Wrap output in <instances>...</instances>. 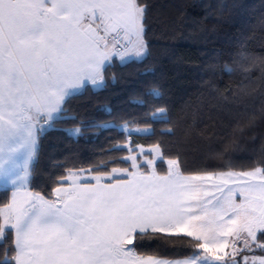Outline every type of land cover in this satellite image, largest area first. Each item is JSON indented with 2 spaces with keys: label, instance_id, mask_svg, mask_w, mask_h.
Instances as JSON below:
<instances>
[{
  "label": "snow or ice",
  "instance_id": "6c2138e0",
  "mask_svg": "<svg viewBox=\"0 0 264 264\" xmlns=\"http://www.w3.org/2000/svg\"><path fill=\"white\" fill-rule=\"evenodd\" d=\"M145 12L138 0H0V178L12 185L0 241L11 237L14 252L0 264H264L253 254L264 252V167L185 175L169 159L165 175L112 168L94 184L69 171L55 199L29 187L39 135L66 98L102 87L113 56L146 52ZM126 159L138 168L136 156ZM225 188V198L209 190ZM149 234L195 243L169 260L137 251Z\"/></svg>",
  "mask_w": 264,
  "mask_h": 264
},
{
  "label": "trees",
  "instance_id": "16d2710c",
  "mask_svg": "<svg viewBox=\"0 0 264 264\" xmlns=\"http://www.w3.org/2000/svg\"><path fill=\"white\" fill-rule=\"evenodd\" d=\"M138 2L146 6L145 55L112 59L102 87L86 85L65 100L39 135L32 191L53 199L69 171H131L126 157L137 146H160L153 166L160 175L169 159L185 175L264 167V0ZM159 108L165 113L153 115ZM9 198L0 190V207ZM194 243L161 234L134 241L138 252L165 259L190 255ZM12 248L11 237L0 241V260Z\"/></svg>",
  "mask_w": 264,
  "mask_h": 264
},
{
  "label": "rangeland",
  "instance_id": "374dc122",
  "mask_svg": "<svg viewBox=\"0 0 264 264\" xmlns=\"http://www.w3.org/2000/svg\"><path fill=\"white\" fill-rule=\"evenodd\" d=\"M145 43V42H144ZM145 55V53H144ZM143 55V56H144ZM142 56V57H143ZM142 57H137L135 56L134 54H129L128 56H126L123 60H121L120 58L118 59V62H126V61H129L132 59H140ZM148 154L149 157L146 155ZM129 155H134L136 156V161L137 159L140 160L139 162L137 161V165L139 166L140 164L144 163L148 166V170L151 172L153 170V166H154V162L157 160V159H160V153L158 150L156 151H153V148H146V147H142V146H137L136 147V151L135 153H131ZM128 155V156H129ZM151 160L153 161V164L152 165H149L148 161ZM131 162V166H132V161L129 160ZM165 161H168V160H164ZM166 164V163H165ZM169 165V164H168ZM112 170V169H111ZM111 170L108 171V172H105V173H111ZM139 171V168L137 169H133L131 171ZM74 173H78L79 177L81 178H84L85 180H91L93 179V177L95 175H98V174H102V173H97V172H90V171H81V170H78V171H73ZM219 173H223V172H219ZM219 173H214V174H219ZM122 175H126V174H117V177L118 178L119 176H122ZM104 179H109L111 180V178L109 177H105ZM228 187H232L231 184L228 185ZM213 195H216L218 194V197H221V198H225L228 196V191H227V188H225V191L224 192H220V191H216L215 189H209ZM222 194V195H221ZM227 195V196H224Z\"/></svg>",
  "mask_w": 264,
  "mask_h": 264
},
{
  "label": "crops",
  "instance_id": "0c3cea01",
  "mask_svg": "<svg viewBox=\"0 0 264 264\" xmlns=\"http://www.w3.org/2000/svg\"><path fill=\"white\" fill-rule=\"evenodd\" d=\"M120 57H118V56H113L112 58H111V60L112 59H119ZM132 59V58H131ZM110 60V61H111ZM110 61H108V62H106V64H105V66L107 65V64H109L110 63ZM86 85H90V86H92L91 84H86ZM92 87H94V86H92ZM94 88H98V87H94ZM83 88H81V89H79V90H75L74 92H73V94H75V93H77V92H79L80 90H82ZM72 94V95H73ZM71 96V95H70ZM68 98V97H67ZM66 98V99H67ZM57 116H58V114H57ZM129 132H132V133H134V134H137V133H139L140 131H137V128H133V129H131ZM165 163H166V166H167V172H168V170H169V165H168V161H165ZM73 172V171H72ZM167 174V173H166ZM165 175V174H164ZM127 178V177H126ZM80 182L81 183H95V180L94 179H91V180H85L84 178H81L80 177ZM102 182H104V183H110V182H112V180H109V179H103V181ZM71 183V181H67L66 182V185L65 186H67V184H70ZM4 189H9L10 190V198H11V191H12V185L10 184V183H6L2 178H0V190H4ZM222 195V194H221ZM215 196H217L218 197V194H216ZM224 196H227V195H225L224 194ZM10 198H9V201H10ZM53 199H55V194H54V198ZM236 199H237V201H239V195L237 194L236 195ZM254 255H257V256H261V255H264V253L262 254V253H260L259 251H256L255 253H253ZM249 255H251V254H249ZM180 259H183V258H180ZM169 260H178V259H169Z\"/></svg>",
  "mask_w": 264,
  "mask_h": 264
},
{
  "label": "built area",
  "instance_id": "2783aa9c",
  "mask_svg": "<svg viewBox=\"0 0 264 264\" xmlns=\"http://www.w3.org/2000/svg\"><path fill=\"white\" fill-rule=\"evenodd\" d=\"M48 128H49V127L46 125V126H45V129L47 130Z\"/></svg>",
  "mask_w": 264,
  "mask_h": 264
}]
</instances>
